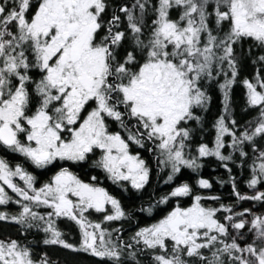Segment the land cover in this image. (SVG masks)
<instances>
[{"label": "snow or ice", "instance_id": "6c2138e0", "mask_svg": "<svg viewBox=\"0 0 264 264\" xmlns=\"http://www.w3.org/2000/svg\"><path fill=\"white\" fill-rule=\"evenodd\" d=\"M254 48L264 51V0H0V148L36 169L86 162L98 152L94 166L137 191L149 184L151 168L132 145L156 155L167 170L165 183L215 157L229 172L235 197L225 204L181 182L157 203L191 197L190 205L177 204L125 241L121 229L103 226L128 218L105 188L67 167L37 186L22 165L0 158V208H18L0 210V223L16 225L22 237H0V264H55L47 252L35 254L28 237L39 233V244L107 264H141V256L150 264H264V213L236 210L242 201L264 204L257 187L264 185V146L257 144L264 140V54L251 61L260 65L252 79L240 81L257 117L241 129L228 116L232 87ZM214 81L223 94L214 147L200 144L192 155L188 125L200 122L195 110H207L206 85ZM111 122L119 130L111 131ZM226 147L242 162L251 149V195L239 191ZM197 185L212 187L204 178ZM91 212L101 219L90 220ZM60 218L78 226V243L59 229Z\"/></svg>", "mask_w": 264, "mask_h": 264}, {"label": "trees", "instance_id": "16d2710c", "mask_svg": "<svg viewBox=\"0 0 264 264\" xmlns=\"http://www.w3.org/2000/svg\"><path fill=\"white\" fill-rule=\"evenodd\" d=\"M173 15H175V13H173ZM250 43L251 41L245 42L243 46L245 52H247ZM261 54H264V51L254 48L252 55L243 60L240 77L231 90L230 112L228 116L230 118H235L237 123L241 126V129L247 127L248 121H254L258 112L247 106L246 89L240 81L245 77L252 79L256 70L260 68V65L253 64L251 61ZM206 89L211 97L207 110H195L200 116V122H190L188 125V127L192 129V139L189 141L192 155H196V148L200 144H206L210 148L214 145L216 136L214 124L217 118L223 113V94L218 84L215 81L211 82L206 85ZM110 130H119L118 125L115 122H111ZM225 143H230L229 137H225ZM257 144L264 146V140L258 138ZM246 150L249 152L250 158L243 162L231 148L226 147L222 152L225 155L229 153L233 155V161H228L226 163L229 168H231V175L235 177L239 191L242 194L251 195L254 190L247 187L246 181L250 178L252 158L254 157H252L250 148ZM130 151L133 154L139 153L151 168L150 182L145 189L140 191L132 189L131 185L127 182H123V184L114 183L107 177V174L102 169L95 167L93 160L98 159V152L95 157L90 158L86 162L74 164L72 162L58 161L45 169H36L27 162L22 155L12 153L10 150L3 148H0V158L7 160L12 167H15L17 164L22 165L27 171L36 176L37 186L49 181L51 176L61 167H67L85 182L94 183L97 186L105 188L109 194L121 201L123 208L128 213V218L105 223L103 226L110 230L121 229L125 241H127L140 227L149 226L163 218V216L177 206V204L182 207L190 205L191 197L173 198L168 203H157L162 196L169 193L181 182L189 183L196 194L202 196H219L225 204H233L235 202V197L232 195L231 184L227 182L229 180V172L222 166V162L215 157L199 159L198 163L201 164V167L197 171L184 169L173 183H165L167 179V170L157 166L156 155L146 148L141 149L135 145L131 146ZM93 176L97 178L95 181L91 179ZM201 178L208 179L212 187L210 189L199 188L197 181ZM221 180L225 181V183L221 184L219 182ZM257 187L259 190L264 191V185H258ZM204 203L206 206H217V202L212 200H205ZM10 205L11 204H9L6 209L10 210V212H15V207L13 208V206ZM149 207L152 208L151 213L147 211ZM245 208H251L256 214L264 213V204L258 201H242L236 204V210H243ZM141 209H143V211ZM40 211L45 212L46 209L41 208ZM92 217L97 221L99 220L96 215ZM57 226L65 233L66 238L70 242H79V228L74 222L60 218L57 220ZM8 236L22 239L17 231L16 225L0 223V237ZM42 238L43 233L29 235L28 237L29 241L34 246L35 254L39 255L41 252H47L55 264H107V262H102L99 258L92 257L83 252H73L58 246L46 247L38 243ZM139 260L141 264H150L147 256H141Z\"/></svg>", "mask_w": 264, "mask_h": 264}, {"label": "rangeland", "instance_id": "374dc122", "mask_svg": "<svg viewBox=\"0 0 264 264\" xmlns=\"http://www.w3.org/2000/svg\"><path fill=\"white\" fill-rule=\"evenodd\" d=\"M212 147H214V145H213ZM59 170H60V169H58L57 171H59ZM57 171H56V172H57ZM56 172H55V173H56ZM55 173H54L53 175H55ZM53 175H52V176H53ZM52 176H51V177H52ZM14 179H15V182H17L18 184H21V185L23 184V182L20 181L18 177H17V178H14ZM50 179H51V178H50ZM8 191H9V194H10V195L15 196V194H14V193H11L10 190H8ZM10 206H13V208L15 207V210L18 211V208H17V206H16L15 204H11ZM185 207H187V206H185ZM6 208H7V206H6V207H3V208H0V210H5V211H9V212H10V210H8V209H6ZM172 209H173V208H172ZM172 209H171V210H172ZM171 210H170V211H171ZM16 211H15V212H16ZM93 215H96V217H98L99 220L101 219V214H98V213H95V212H91V213L88 214V217H89L90 220H92V221H94V222L97 221V220L93 219V217H92Z\"/></svg>", "mask_w": 264, "mask_h": 264}]
</instances>
